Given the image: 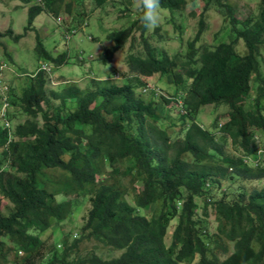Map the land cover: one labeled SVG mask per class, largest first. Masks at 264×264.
I'll list each match as a JSON object with an SVG mask.
<instances>
[{
  "label": "trees",
  "instance_id": "1",
  "mask_svg": "<svg viewBox=\"0 0 264 264\" xmlns=\"http://www.w3.org/2000/svg\"><path fill=\"white\" fill-rule=\"evenodd\" d=\"M24 1L30 4L25 34L16 35L12 27L0 32L5 50L3 38L21 41L45 10L54 18L64 13L73 29L80 28L93 0ZM94 1L103 8L108 0ZM202 1L198 32L174 56L155 45L156 34L149 36L141 8L130 25L105 36L113 46L98 55L103 65L112 64L131 43L122 85L94 81L83 89L64 82L63 89L49 93V74L39 68L22 91L19 85L0 95L1 107L9 105L0 123V264H264V187L248 192L236 186L239 180H264V158L258 155L264 141L257 143L264 138V0L258 13L246 18L238 17L227 0ZM115 3L133 14L134 0ZM186 4L161 0V9L170 13L166 22L182 18ZM212 5L229 20L233 40L216 48L197 46ZM185 22L176 26L180 41ZM136 32H141L142 52L133 51ZM35 50L41 65L60 69L72 61L68 51L53 56L39 37ZM156 75L168 79L172 92L161 87L167 96L139 95L136 90L147 88ZM210 105L230 108L229 120L222 125L219 118L213 132L196 120ZM14 107L27 117L18 127ZM162 107L179 112L182 136L173 139L168 133ZM107 174L131 176L132 188ZM79 198L90 203L81 233L47 245L42 235L71 220ZM5 202L13 203L6 211ZM153 207L151 216L144 214ZM88 242L120 256L104 259L89 251Z\"/></svg>",
  "mask_w": 264,
  "mask_h": 264
},
{
  "label": "rangeland",
  "instance_id": "2",
  "mask_svg": "<svg viewBox=\"0 0 264 264\" xmlns=\"http://www.w3.org/2000/svg\"><path fill=\"white\" fill-rule=\"evenodd\" d=\"M115 1L108 0L103 8L98 6L94 0L91 1L88 6L91 9V11L89 10V16L83 15L82 22L86 21L82 26L80 25V28H76L77 32L73 36L72 34L74 32H69L71 34L67 36L69 33L66 31L68 27L70 31L74 28L71 24L72 20L67 21V17L64 13H61L60 18L62 19L60 22L45 10L37 16L34 21V27L28 31L27 35L21 41L17 42L12 37L3 38L2 41L7 50L4 47H0V65L6 64V67L4 66L3 69L0 68V79H3L5 82L0 86V95L5 97L8 89L11 87L16 88V86H21L20 90L22 91L24 87L28 86L29 77L35 74L40 68L42 59H40L35 50L38 37L43 41L45 48L53 56L68 51L70 59H72L67 66L60 69H56L53 65L48 67L49 83L47 90L49 93L63 89L66 86V84H63L64 82H68V85L78 83L83 89L91 87L94 81L98 85H109L110 83L122 85L124 83L123 74L128 72L126 60L130 54L131 43H128L123 50L116 53L112 64L103 65L97 60V57L104 49L113 46L112 42L105 40V36L109 32L114 31V29L130 25L131 21L135 20L140 14V8L136 4L131 15L127 11L123 12L116 5ZM227 2L232 5L233 10L240 18H246L250 14H257L259 11L260 0H227ZM29 6L30 4H26L24 0H0V32L4 33L8 28L12 27L16 35H24L25 27L28 25ZM204 11V3L202 0H187V4L180 11L182 18L177 19L176 23H173L166 22L170 16L169 11L160 8L159 23L148 34L149 36L156 34V39L153 40L155 45L160 49H164L170 56H174V54L181 50L183 44L191 41L193 36L198 32L200 14ZM206 14L208 25L197 46L216 48L222 43L231 42L233 35L229 20H226L213 5L206 11ZM184 19L186 20L185 25L187 26V31L183 36V40L180 41L178 39L179 29L176 26ZM158 26L161 29L157 35L156 28ZM160 35L162 36L161 38ZM136 37V47L133 51L142 52L145 47L142 42L141 32H136ZM239 49H243L241 42ZM5 51L8 52L7 55ZM82 59L86 61V65H84ZM161 80V76L156 75L147 81L151 84L152 88L157 85L158 88L162 87V89L172 92L169 89L171 87L167 84L168 79H165L167 81ZM163 94L167 95L166 93ZM145 98L150 99L152 97ZM2 110L3 107L0 105V123H4L1 113ZM165 110L167 112L164 113ZM11 112L17 116L14 127H18L20 123L27 120V117H24L16 107L11 108ZM161 112L166 121L165 128H167L172 138L175 139L176 137L182 136V123L179 120V112L174 110V107L170 111L162 107ZM229 115L230 108L227 105H210L199 112L196 120L202 123L206 129L213 132L216 130L215 122L220 118V123H226L229 120ZM218 132L222 133V130L219 129ZM234 150L232 140L229 139L227 142V152L232 153ZM104 176L114 181H119L128 188H132L133 186L131 176H124L122 174L117 176L107 174ZM230 185L231 183L227 184V187ZM236 186L243 187L248 192H251L254 189H262L264 187V180H239L236 182ZM134 195V191L131 190L127 196L130 202L133 201ZM77 201H79V208L74 212L71 220H68L64 225H58L55 230H50L42 235L41 238L48 243L47 245H59L67 234H71L75 238L74 236L76 234L81 233L84 222L83 218L90 208V203L87 198H79ZM5 205H7L4 207L6 211L8 209L7 207L13 206V203L5 202ZM155 209L156 207H153L148 212L145 211L144 214L151 216ZM209 224L211 233H216L218 226L215 223L214 216L210 215ZM173 226L167 235V243L171 242ZM86 245L90 248L89 251L91 253L93 252L104 259H112L120 256L119 252H110L109 249L102 248L101 246L95 247V243L88 242ZM234 249V245H232L231 253H233ZM86 253L87 251L84 252V254Z\"/></svg>",
  "mask_w": 264,
  "mask_h": 264
},
{
  "label": "clouds",
  "instance_id": "3",
  "mask_svg": "<svg viewBox=\"0 0 264 264\" xmlns=\"http://www.w3.org/2000/svg\"><path fill=\"white\" fill-rule=\"evenodd\" d=\"M34 1L37 4L43 5L45 0H42V1L34 0ZM134 3H136L137 6L142 9L141 21H142L145 29L150 31L154 27H156L158 25L159 19H160L161 0H134ZM56 19L61 22L62 18L58 17ZM70 32L71 33L74 32L72 34V36H73L76 34L77 31H76V29H72V31H70ZM67 33H68V31H67ZM71 33L67 34V36L70 35ZM44 65H46L47 67H50V65H47L46 63H44L40 66L39 70H43V71L47 72L46 70L43 69ZM1 66L6 67V64H2ZM136 91L139 95L143 94L141 96L148 97V98L149 97L161 98L162 96H167V95L163 94V92L157 86L152 88L151 84L149 86H147V88H139ZM152 98H150V99H152ZM198 123L200 125H202V127H204V125L202 123H200V122H198ZM221 124L224 125L225 123H221ZM220 127H221V125H220ZM263 141H264V138L257 139V143H262ZM260 147L258 148V151L261 149Z\"/></svg>",
  "mask_w": 264,
  "mask_h": 264
},
{
  "label": "built area",
  "instance_id": "4",
  "mask_svg": "<svg viewBox=\"0 0 264 264\" xmlns=\"http://www.w3.org/2000/svg\"><path fill=\"white\" fill-rule=\"evenodd\" d=\"M38 1H42V0H38ZM3 67H4V66H1V69H3ZM43 69L46 70V71H48V67H47L46 65L43 66ZM1 85H3V84L0 82V86H1ZM3 107H4V109H3V114H2V116H5V113L8 112L7 109L9 108L8 103H5ZM6 124H7V127H9V123H6ZM258 155H259L261 158H264V149L261 148V149L258 151ZM247 161H249V160H247ZM255 165L257 166L258 164L256 163Z\"/></svg>",
  "mask_w": 264,
  "mask_h": 264
},
{
  "label": "crops",
  "instance_id": "5",
  "mask_svg": "<svg viewBox=\"0 0 264 264\" xmlns=\"http://www.w3.org/2000/svg\"><path fill=\"white\" fill-rule=\"evenodd\" d=\"M21 81H22V80H21ZM18 82H19V84H21L20 81H18ZM22 82H23V81H22Z\"/></svg>",
  "mask_w": 264,
  "mask_h": 264
},
{
  "label": "bare ground",
  "instance_id": "6",
  "mask_svg": "<svg viewBox=\"0 0 264 264\" xmlns=\"http://www.w3.org/2000/svg\"><path fill=\"white\" fill-rule=\"evenodd\" d=\"M243 156V155H242ZM259 157V156H258ZM259 166V165H258Z\"/></svg>",
  "mask_w": 264,
  "mask_h": 264
}]
</instances>
